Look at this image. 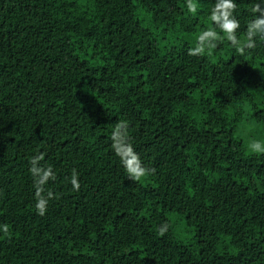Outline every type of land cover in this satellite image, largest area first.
<instances>
[{"label": "trees", "instance_id": "trees-1", "mask_svg": "<svg viewBox=\"0 0 264 264\" xmlns=\"http://www.w3.org/2000/svg\"><path fill=\"white\" fill-rule=\"evenodd\" d=\"M191 2L0 0V264H264V40Z\"/></svg>", "mask_w": 264, "mask_h": 264}, {"label": "clouds", "instance_id": "clouds-1", "mask_svg": "<svg viewBox=\"0 0 264 264\" xmlns=\"http://www.w3.org/2000/svg\"><path fill=\"white\" fill-rule=\"evenodd\" d=\"M188 11L191 13L196 12V5L188 0ZM236 5L233 0H217V4L211 13V20L220 27L221 31L224 33L225 38L232 43L233 46L236 47V51L243 55L245 48H253L255 47V37H259L264 40V17L258 18L251 22L248 26L247 30V40L246 43L241 44V42L237 39L236 30L239 28V22L232 16V12L235 10ZM259 5L253 8V12L259 11ZM211 37L212 42H208L207 38ZM218 34L215 30L205 31L200 37H198L197 47L192 50H189V55H199L205 52L207 48H215V41L218 39ZM253 148L255 151L264 152V147L261 146L259 142H254ZM36 159H43V155L39 156ZM134 163L132 165H128L127 162H123L125 170L129 173V178L135 180L137 182L145 179L149 174V170L142 165L139 161L138 156H133ZM33 174L39 173L41 175V183L49 178L54 179V175L51 170V166H48L47 169H39L35 167V160L33 161V167L30 169ZM71 184L73 190L79 191L80 185L77 180V174L75 169H73V175L71 177ZM48 198H51V193L48 194ZM36 211L39 215L43 216L47 210V199L38 198L37 203L35 205ZM159 235H163L164 231L159 230Z\"/></svg>", "mask_w": 264, "mask_h": 264}, {"label": "rangeland", "instance_id": "rangeland-1", "mask_svg": "<svg viewBox=\"0 0 264 264\" xmlns=\"http://www.w3.org/2000/svg\"><path fill=\"white\" fill-rule=\"evenodd\" d=\"M175 219H176V218H173V220H175ZM176 221L178 222V220H176ZM177 222H176V223H177ZM176 229H177L178 231H182V228H181V227H177ZM182 237H183L184 239H186V240H189V237H190V236H189V234H182ZM184 239H183V240H184Z\"/></svg>", "mask_w": 264, "mask_h": 264}]
</instances>
